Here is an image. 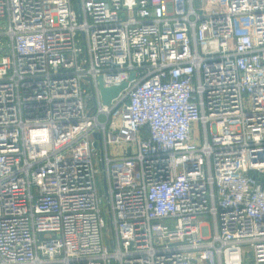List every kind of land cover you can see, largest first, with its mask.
I'll use <instances>...</instances> for the list:
<instances>
[{"label":"built area","instance_id":"1","mask_svg":"<svg viewBox=\"0 0 264 264\" xmlns=\"http://www.w3.org/2000/svg\"><path fill=\"white\" fill-rule=\"evenodd\" d=\"M98 77L128 83L105 104ZM247 258L264 0H0V264Z\"/></svg>","mask_w":264,"mask_h":264},{"label":"water","instance_id":"2","mask_svg":"<svg viewBox=\"0 0 264 264\" xmlns=\"http://www.w3.org/2000/svg\"><path fill=\"white\" fill-rule=\"evenodd\" d=\"M133 75V73L130 74V78ZM99 78V90H100V95L102 97V101L105 104H109L111 99L115 97L119 91L127 86L128 81H124L119 85H110V86H104L102 82V78Z\"/></svg>","mask_w":264,"mask_h":264},{"label":"rangeland","instance_id":"3","mask_svg":"<svg viewBox=\"0 0 264 264\" xmlns=\"http://www.w3.org/2000/svg\"><path fill=\"white\" fill-rule=\"evenodd\" d=\"M73 6H74V8L75 9H77V4L75 3V1H73ZM100 119H104V117L101 115L100 116ZM101 186V188H100V190H103V183H99ZM101 213L104 215V217L106 218V221H108V219H109V214L107 213V211H106V207L105 206H102V208H101ZM209 220V219H208ZM104 232H105V234H107V229H104ZM249 258H247L246 259V264H250V262H249Z\"/></svg>","mask_w":264,"mask_h":264}]
</instances>
